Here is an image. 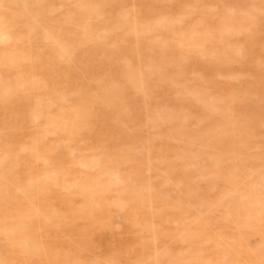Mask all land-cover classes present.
Masks as SVG:
<instances>
[{
  "label": "rangeland",
  "instance_id": "rangeland-1",
  "mask_svg": "<svg viewBox=\"0 0 264 264\" xmlns=\"http://www.w3.org/2000/svg\"><path fill=\"white\" fill-rule=\"evenodd\" d=\"M0 264H264V0H0Z\"/></svg>",
  "mask_w": 264,
  "mask_h": 264
},
{
  "label": "bare ground",
  "instance_id": "bare-ground-1",
  "mask_svg": "<svg viewBox=\"0 0 264 264\" xmlns=\"http://www.w3.org/2000/svg\"><path fill=\"white\" fill-rule=\"evenodd\" d=\"M166 1H167V0H166ZM168 2H169V1H168ZM13 3H14V2H13ZM169 4H171V3H169ZM139 6H140V5H139ZM140 7H141V6H140ZM138 12H139V11H138ZM141 13H142V12H141ZM141 13H140V14H141ZM146 16L148 17V15H146ZM111 26H112V25H111ZM111 26H110V27H111ZM112 31H113V30H112ZM124 34H125V33H124ZM176 37H177V36H176ZM147 39H148V38H147ZM148 40H149V39H148ZM177 40H179V39H177ZM149 41H150V40H149ZM150 43H151V42H150ZM135 44H136V43H135ZM135 46H136V45H135ZM179 50H180V49H179ZM135 51H136V50H135ZM180 51H181V50H180ZM107 52H109V51H107ZM150 52H151V51H150ZM151 53H152V52H151ZM161 55H162V54H161ZM162 56H164V55H162ZM14 57H15V56H14ZM128 57H129V56H128ZM15 58H16V57H15ZM129 58H130V57H129ZM158 60H159V59H158ZM159 61H160V60H159ZM191 65H192V64H191ZM39 67H40V66H39ZM39 67H38V69H39ZM139 67H140V66H139ZM141 68H142V67H141ZM40 69H42V68H40ZM40 69H39V70H40ZM221 69H222V67H221ZM79 71H80V70H79ZM132 71H133V70H132ZM132 71H131V72H132ZM41 72H42V70H41ZM193 73H194V72H193ZM193 73H192V74H193ZM198 73H199V72H198ZM130 74H132V73H130ZM199 74H200V73H199ZM196 75H197V72H196ZM133 76H134V75H133ZM218 76H219V75H218ZM193 77H195V76H193ZM111 78H112V75H111ZM219 78H221V77H219ZM134 79H135V78H134ZM196 79H197V78H196ZM206 79H207V78H206ZM200 81H201V78H200ZM200 81H199V82H200ZM197 83H198V82H197ZM200 83H201V82H200ZM173 85H174V83H173ZM183 86H184V84H183ZM183 86H182V88H183ZM174 87H176V86H174ZM174 89H175V88H174ZM184 89H185V88H184ZM106 90H107V89H106ZM176 91H177V90H176ZM177 92H178V91H177ZM175 94H176V93H175ZM178 94H179V93H178ZM178 94H177V95H178ZM166 95H167V94H166ZM167 98H168V97H167ZM201 98H202V96H201ZM218 98H219V97H218ZM219 99H220V98H219ZM173 100H175V99L173 98ZM123 101H126V100H123ZM219 101H221V100H219ZM222 103H223V102H222ZM222 103H221V104H222ZM223 105H224V104H223ZM231 114H232V113H231ZM196 115H197V114H196ZM232 115H233V114H232ZM232 115H231V116H232ZM231 116H230V117H231ZM160 118H161V117H160ZM203 119H204V118H203ZM230 120H231V118H230ZM170 121H171V120H170ZM231 121H232V120H231ZM206 122H207V121H206ZM232 122H233V121H232ZM207 123H208V122H207ZM146 124H147V122H146ZM75 125H76V124H75ZM211 125H212V124H211ZM77 127H78V126H77ZM76 129H78V128H76ZM146 129H147V128H146ZM132 133H133V132H132ZM76 137H77V136H76ZM188 141H189V140H188ZM183 143H184V142H183ZM197 143H199L198 140H197ZM139 145H140V144H139ZM183 145H184V144H183ZM186 145H187V144H186ZM141 146H142V145H141ZM202 146H204V145H202ZM197 147H198V146H197ZM199 148H200V147H199ZM201 148H202V147H201ZM201 148H200V149H201ZM202 149H206V148L204 147V148H202ZM180 152H181V151H180ZM35 154H36V153H35ZM40 155H41V154H40ZM183 155H185V154H183ZM36 156H37V155H36ZM253 156H254V155H253ZM37 158H38V157H37ZM180 158H181V157H180ZM182 158H183V157H182ZM184 159H185V158H183V160H184ZM249 159H250V158H249ZM44 160H45V159H44ZM252 160H256V159L254 158V159H252ZM169 161H170V160H169ZM180 161H181V159H180ZM181 162H182V161H181ZM241 162H242V161H241ZM183 163H185V162H183ZM45 165H46V164H45ZM186 165H187V164H186ZM182 166H184V165L182 164ZM147 167H148V166H147ZM185 167H186V166H185ZM149 168H150V167H149ZM187 168H188V166H187ZM103 169H104V168H103ZM105 169H106V168H105ZM162 169H163V168H162ZM256 169L258 170L257 167H256ZM106 170H107V169H106ZM143 171H144V170H143ZM183 171H184V170H183ZM259 171H260V169H259ZM106 172H107V171H106ZM186 172H187V171H186ZM254 172H256V171H254ZM125 173H126V172H125ZM164 173H165V171H164ZM38 174H39V172H38ZM107 174H108V172H107ZM109 174H110V173H109ZM255 174H256V173H255ZM257 174H260V173L257 172ZM257 174H256V176H257ZM110 175H111V174H110ZM126 175H127V174H126ZM132 175H133V174H132ZM148 175H149V173H148ZM149 183H150V182L148 181V184H149ZM193 183H194V182H193ZM135 189H136V188H135ZM132 190H133V189H132ZM140 190H141V189H140ZM134 191H135V190H134ZM239 195H240V194H239ZM142 196H143V195H142ZM131 200H132V199H131ZM132 201H133V200H132ZM150 209H151V208H150ZM150 214H151V213H150ZM151 215H152V214H151ZM151 218H152V217H151ZM226 221H227V220H226ZM104 225H105V224H104ZM148 230H149V229H148ZM100 231H101V230H100ZM105 231H106V230H105ZM198 233H199V232H198ZM198 233H197V234H198ZM199 235H200V233H199ZM199 235H197V236L199 237ZM152 238H153V237H152ZM2 243H3V242H2ZM90 243H91V242H90ZM2 245H3V244H2ZM4 245H5V243H4ZM78 248H79V247H78ZM132 253H133V252H132Z\"/></svg>",
  "mask_w": 264,
  "mask_h": 264
}]
</instances>
